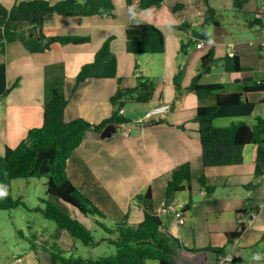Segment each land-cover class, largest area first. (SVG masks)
Here are the masks:
<instances>
[{"label": "crops", "instance_id": "crops-1", "mask_svg": "<svg viewBox=\"0 0 264 264\" xmlns=\"http://www.w3.org/2000/svg\"><path fill=\"white\" fill-rule=\"evenodd\" d=\"M23 1L27 0H0V3L11 9ZM47 1L55 4L61 0ZM113 1L116 8L120 9V13L116 9L114 18L57 16L44 24L43 32L48 38L90 36L92 41L88 44L54 43L51 50L36 54L30 53L18 42L7 46L6 53L0 56V62L7 65L8 85L12 86L17 80L19 85L0 101V155L5 153L7 146L17 147L32 129L43 126L45 68L49 65L61 63L65 67L64 91L70 97L65 110L67 122L82 118L99 124L113 115L114 106L110 99L117 92L118 79H88L75 91L73 88L81 68L92 63L103 43L114 36L112 51L118 61V78H122L120 87L127 89L136 86L134 69L139 64L143 75L153 77L157 81L154 96L147 104L135 101L127 103L129 108L125 105L123 115L130 123L122 125L121 130L117 129L110 138L102 139L94 131H88L83 143L69 158V179L108 217L123 221L127 216L132 224L140 223L144 219L143 208L136 202L135 197L150 189L154 209L164 227L178 238L184 247L178 256L180 261L177 260L176 264H215L217 254L210 250H197L226 247V251H229L233 245L241 253V261L233 264H264V182L254 192L245 188V185L253 180L257 146L250 145L244 149L243 164L205 169L198 133L199 124L194 122V118L199 107L214 105L217 97L200 100L196 94L183 91L192 82V66L185 60L179 68L180 72L185 68L188 72L184 79L178 78L181 87L179 90L174 84L178 77V62L170 59L166 51L164 55L147 57L149 63H145L144 68L143 56L135 57L126 50V28L131 24L155 25L164 33L165 40L173 36L177 44L184 42V36L192 35V26L208 24L204 0H166L160 7L139 13L135 9L137 0H134L132 6L127 5V0ZM250 1L255 2L254 10L246 11L245 8L251 3L246 4L240 10L243 14L239 12L237 15L240 21L234 24L235 27L242 25L246 28L244 17L253 15L259 9L261 0ZM177 4H182L183 7L174 12L173 7ZM227 11L230 10L215 9L214 14L219 23V26H215L219 32V36L215 37L219 38L215 40L223 43L231 37V31L225 27V19H230L223 14ZM184 23L190 27L188 30L176 28ZM178 31L183 32L184 36L178 35ZM226 45L231 48L228 55H238L243 66L252 68V74L246 76L245 73L226 72L220 63L211 73L203 76L201 83H224L227 85V92L231 93L242 91L248 86L244 80L247 77L256 81L264 79V61L260 57L257 61L249 62L248 53H244L242 47L234 40ZM201 48H204V45ZM157 56L160 58L156 59ZM214 74L220 75L221 78L209 80ZM232 82L239 85L237 90L230 88ZM257 97L262 101L264 94L249 95L250 100H257ZM161 103L171 104L172 110L153 121L161 119L166 122L147 126L142 122L145 114ZM185 163L192 165L191 191L184 190L167 197L166 190L172 170ZM202 174L207 176L210 185L216 187L211 196L198 185ZM195 198L198 201L195 202ZM253 199L258 200L260 204H255ZM165 202L183 205L184 208L191 203V209L185 211L182 220H178L173 214L162 212ZM257 208L258 216L249 226V213ZM243 211L246 213L243 214ZM84 220L88 221L86 218ZM243 223L246 226L245 232L233 244H229L227 234L236 231ZM64 235L61 232L56 235L60 243V238ZM38 251L39 249H33V252L28 254L34 264H37L35 257ZM24 261V257L19 258L16 264Z\"/></svg>", "mask_w": 264, "mask_h": 264}, {"label": "trees", "instance_id": "trees-1", "mask_svg": "<svg viewBox=\"0 0 264 264\" xmlns=\"http://www.w3.org/2000/svg\"><path fill=\"white\" fill-rule=\"evenodd\" d=\"M166 0H137L136 12L160 7ZM206 22L212 20L214 26L219 23L213 17L215 11L207 5ZM249 0H235V7L242 10ZM127 5H134V0H127ZM183 7L177 4L173 11ZM116 5L113 0H61L55 4L47 0H27L14 5L11 9L0 3V56L6 53L7 46L20 42L32 54L44 53L51 50L54 43L60 45H83L92 41L90 36H55L46 37L43 32L44 24L57 16L64 17H110L116 16ZM248 26L264 28V18L247 19ZM208 23V22H207ZM178 30H188L184 23L176 26ZM36 36V37H35ZM126 50L135 56L164 55L166 40L164 33L155 25L142 23L131 24L126 28ZM48 38L49 42L44 43ZM114 36L109 37L95 54L94 61L85 64L76 77L73 88L88 79H118L119 87L111 97L114 106L113 115L99 124L90 123L82 118L67 122L65 110L70 97L65 94V67L58 63L45 68V100L44 123L42 127L32 129L28 136L15 147H6L5 153L0 155V210L15 208L19 201L15 200L10 191L1 189L11 186L12 181L18 179L37 178L47 179V195L61 201L69 210L49 201L45 208H39L43 215L54 221L59 230L67 232L72 238L80 240L84 245L98 246L109 243L115 252L96 259L74 258L65 256L57 243L47 251L51 253L53 264H148L156 260L159 264H176L180 251L184 249L178 238L168 231L153 206V196L150 189L136 196V202L143 208L144 219L137 224L128 221H116L104 214L91 200L82 194L68 177V161L72 153L83 143L88 131L92 130L101 137L108 125H115L116 130L130 121L120 110L129 102L140 104L150 103L156 89L155 78L143 75L136 65V81L134 88H121L122 78H118V61L112 51ZM198 44V43H197ZM189 44L183 45L185 52ZM264 52V45H261ZM222 64L229 73L251 72V67L241 64L238 55H227L218 59L214 51L204 54L200 60V67L192 79L191 84L184 89L186 93H194L200 100L216 96L217 101L211 106L198 108L194 122L199 124L198 133L202 145V162L205 169L213 167H227L244 163V149L250 145L257 146V158L253 180L245 188L256 191L264 182V118L258 116L256 123L250 125L242 118L255 114L259 102L250 100V94H264V79L253 80L245 78L248 86L240 92H227L224 83L203 84V76L212 72L213 68ZM180 90L178 77L174 81ZM19 85L17 80L12 86L7 81V65L0 62V101L7 97ZM264 103V99L261 101ZM232 118L239 120L228 127H217L214 122L218 119ZM166 121L156 120L147 122V126H156ZM116 132V131H115ZM114 132V133H115ZM166 196L176 192L191 191L192 165L185 163L175 167L171 172ZM199 185L208 196L214 194L216 187L209 184L205 174L199 177ZM191 209V203L185 211ZM258 209V208H257ZM246 211H243L245 214ZM94 220L104 236L96 239L89 227L82 223L77 216ZM100 219V220H99ZM101 221L111 222L109 227ZM246 230L241 224L236 231L227 234L229 244H233ZM32 249L37 250L35 243ZM212 251L217 255L225 254L226 247H209L198 251ZM240 260V259H239ZM241 261V260H240Z\"/></svg>", "mask_w": 264, "mask_h": 264}, {"label": "rangeland", "instance_id": "rangeland-1", "mask_svg": "<svg viewBox=\"0 0 264 264\" xmlns=\"http://www.w3.org/2000/svg\"><path fill=\"white\" fill-rule=\"evenodd\" d=\"M79 1L83 2L84 0ZM248 2L246 4H251L250 6L248 5L245 10H254L255 2ZM124 5L126 7L125 3ZM207 5L214 11L215 9H222V11L230 10L227 11V13H223L226 15V17L229 16L230 18L225 19V27L231 31V37H228L225 40L226 44L234 40L239 46L242 47L244 53H248L247 56L249 62L257 61L259 60V57L262 59V61H264V52L260 47V41L262 39V41H264V28H260L258 26H248L247 23V19L253 18L255 16V13L253 15L249 14L244 17L247 23L246 28L242 25L235 27L234 24L240 21L237 15L241 13L240 10L235 7V0H210L208 1ZM117 11L118 13H120L119 7ZM214 18L217 19V17L215 16ZM207 22L208 24L205 26H200L197 24L192 26L191 36H184L183 32L178 31V35L185 37L184 42H180L179 44H177L176 39L173 36L166 39V52L168 54V57L170 59H175L178 62L177 76L179 79H184L188 72L187 68L180 72L179 67L180 65H182L184 60L188 62L190 66H192L193 79L197 71L199 70L200 60L204 54L213 50L216 58L220 59L226 57L231 51V48H229L225 43L215 40V38H219L215 37L219 36V32H217L215 26L211 23L212 20H210V17ZM198 42H201L204 45V48H198ZM186 44H189V46L184 52L182 50V47ZM142 56V67L145 68V63H149L147 57H150V55ZM159 58L160 56L156 57V59ZM244 73L246 74V76L249 73L252 74L251 72H243V74ZM134 75H136V66L134 69ZM214 78L221 77L220 75L218 76L217 74H214V76L209 80H213ZM232 84L233 85H231L230 88H232V90H237L236 88H238L239 85H236L235 82H232ZM256 102H261L260 97H257ZM126 107L129 108V104H126ZM258 116L264 118V103H260L258 105L254 115L247 118H242V121L250 125H254ZM238 121L239 120H233L232 118H226L218 119L214 122V124L217 127H228L233 122ZM218 180L220 181V178H218ZM46 182L47 179L45 178H31L28 180L18 179L12 181L11 186H3L1 188L3 189L2 191H10L11 196L15 200H18L19 204L15 208L0 210V264H16L17 260L23 257L25 258V261L21 262V264H34L32 263V259L28 257V254L33 252V243H35L37 249H39V251L36 253L37 257H35V261L37 264H53L51 253L47 250L49 248H53V245L56 243L60 247L58 249H60L62 253L67 257L96 259L102 256L113 254L115 252L114 247L109 243H102L98 246L84 245L80 240L72 238L67 232L59 230L57 224L54 221L46 218L43 213L39 211V208H45L47 205L46 203L50 200L55 204H59L58 206H62V208L69 210V207H67L66 204L61 201L54 200L52 199V197L47 195ZM196 201H198L197 198H195V202ZM254 202L255 204H260V202L256 199L254 200ZM77 218L82 223L84 222L85 224H87V227H90L91 223V227L89 229L96 239L104 236V232H102L101 229H98V226L95 224L94 220L88 219V221L85 222L84 217H82L81 215L77 216ZM101 222L105 223L107 226L109 225V227L112 226L111 222ZM59 232L65 234L64 237L60 238L63 246L59 242L58 238H56V235ZM245 258H247V256H245ZM148 264L159 263L156 260H150Z\"/></svg>", "mask_w": 264, "mask_h": 264}, {"label": "built area", "instance_id": "built-area-1", "mask_svg": "<svg viewBox=\"0 0 264 264\" xmlns=\"http://www.w3.org/2000/svg\"><path fill=\"white\" fill-rule=\"evenodd\" d=\"M255 18H257V19L264 18V0H261V5H260L259 9L257 10V12L255 13ZM262 45H264V41H262ZM202 46H203L202 43H199L197 45L198 48H201ZM171 110H172L171 104L161 103V104L155 106L153 109L149 110L145 114L144 121H142V122L147 123V122L154 120L155 118H160L161 116L168 114ZM123 113H124L123 109L120 110V114H123ZM184 209L185 208L183 205L168 204L167 202H165L163 204L162 212L165 214L171 213L178 220H182L184 213H185ZM257 216H258V214H256L255 212L251 213L250 218L248 220L249 226H251L253 224V222L255 221ZM217 257H218V259L215 262V264L235 263L241 258V253H240V251H238L236 246L233 245L229 251H227L225 254L218 255Z\"/></svg>", "mask_w": 264, "mask_h": 264}, {"label": "water", "instance_id": "water-1", "mask_svg": "<svg viewBox=\"0 0 264 264\" xmlns=\"http://www.w3.org/2000/svg\"><path fill=\"white\" fill-rule=\"evenodd\" d=\"M48 42H49L48 38L44 39V43H48ZM115 131H116L115 125L113 124L108 125L106 129L104 130V132L101 134V138L102 139L110 138L114 134ZM177 260L180 261V258L178 257Z\"/></svg>", "mask_w": 264, "mask_h": 264}, {"label": "clouds", "instance_id": "clouds-1", "mask_svg": "<svg viewBox=\"0 0 264 264\" xmlns=\"http://www.w3.org/2000/svg\"><path fill=\"white\" fill-rule=\"evenodd\" d=\"M198 44H199V43H198ZM198 44H197V45H198ZM121 110H122V109H121ZM122 115H123V114H122ZM152 121H153V120H152ZM0 195H3V193H0ZM184 210H185V209H184ZM256 210H258V209H255L253 212H255L256 214H258ZM251 213H252V212H251ZM251 213H249V214L251 215ZM250 215L248 216V220H249V218H250Z\"/></svg>", "mask_w": 264, "mask_h": 264}]
</instances>
